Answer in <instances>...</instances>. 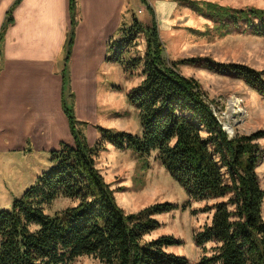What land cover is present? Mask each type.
<instances>
[{"label": "trees", "instance_id": "16d2710c", "mask_svg": "<svg viewBox=\"0 0 264 264\" xmlns=\"http://www.w3.org/2000/svg\"><path fill=\"white\" fill-rule=\"evenodd\" d=\"M183 1L211 19L221 34L242 27L264 35V7ZM140 2L146 4V0ZM76 6V0H70L72 27ZM7 21H12L10 10ZM146 30L144 78L127 92L128 102L137 109L141 131L134 134L96 125L98 137L89 146L83 132L86 121L77 120L73 109L65 106L75 144L63 142L59 149L51 150L48 170L13 199L8 209H0V264H70L82 255L94 256L104 264H189L186 256L166 250L182 244L181 239L172 234L148 237L160 225L154 215L185 210L190 201L227 196L200 210L212 211L211 220L193 234V240L203 252L206 243L213 245L211 253L202 255L196 264H264V189L256 172L264 156V148L257 142L264 138V129L229 136L206 104L199 81L180 74L177 65L188 63L232 75L263 97L264 69L206 56L168 64L162 58L155 21L143 27L135 18L131 26L120 27L119 38L108 42L107 59L121 64L125 71L131 69L135 63H127L121 53L129 49L137 32ZM71 42L72 31L68 49ZM108 144L141 156L155 151V159L187 195L185 202H156L126 212L115 199L117 189L96 166ZM60 197L76 203L46 213L44 205Z\"/></svg>", "mask_w": 264, "mask_h": 264}, {"label": "rangeland", "instance_id": "374dc122", "mask_svg": "<svg viewBox=\"0 0 264 264\" xmlns=\"http://www.w3.org/2000/svg\"><path fill=\"white\" fill-rule=\"evenodd\" d=\"M167 1L173 7L169 23L166 16L167 7L159 8L160 18L166 24L159 32L163 43L164 62L170 64L182 58L206 56L218 62L242 63L258 70L264 69V35H255L242 30V27L221 34L215 29L211 19L198 13L188 3L181 0ZM200 1H211L235 8L264 7V0ZM146 4L153 7L151 0H147ZM146 4L141 3L140 0H131L125 11L123 26H131L132 18H135L143 27H150L153 20L147 12ZM148 33L147 30L137 32L129 42L132 43L129 49L121 53L123 59L127 63L134 62V66L125 71L121 64H118L119 66L116 64L114 70L106 75V81L100 82L97 120L94 119L95 109L92 111L90 107L83 105L84 113L87 114V110L90 112V115H87L92 117L91 124L134 134H139L141 131L137 109L128 102L127 92L144 78L143 57ZM119 37L118 32L115 38ZM136 59L138 61H135ZM177 70L185 77L199 81L205 94L206 104L217 114L222 128L223 125L227 127V131H224L229 136L264 129V97L242 79L188 63L178 64ZM104 91L106 94H103ZM90 95L91 99H94V93ZM95 140L87 141L88 145H93ZM257 142L264 148V138L258 139ZM71 143L75 144L74 138ZM155 154L153 151L147 156H141L132 149L120 150L108 144L106 150L98 155L96 166L105 181L110 183L112 188L117 189L114 193L115 199L126 212H136L145 206L162 201L181 204L187 199L184 190L155 159ZM8 157L11 159L7 158L4 161L3 155H0V209H8L12 200L20 197L26 188L35 183L37 176L48 170L51 165L48 154L43 159L37 158L38 156H28L24 159L15 155ZM256 172L264 189V156ZM226 198L228 196L190 201L189 207L185 210L174 209L154 215L160 225L148 237L172 234L181 239L182 244L168 246L166 250L184 255L188 258L189 264H196L202 255L211 253L210 247L213 245L211 242L206 243L207 251L203 252L193 240V234L211 220L212 211L200 210L205 205ZM75 203L76 201L71 198H56L44 205V211L52 214ZM262 216L264 218V201ZM70 264L104 263L94 256L82 255Z\"/></svg>", "mask_w": 264, "mask_h": 264}, {"label": "crops", "instance_id": "0c3cea01", "mask_svg": "<svg viewBox=\"0 0 264 264\" xmlns=\"http://www.w3.org/2000/svg\"><path fill=\"white\" fill-rule=\"evenodd\" d=\"M15 1L0 0V155L4 161L13 155L43 159L61 143L72 144L67 105L86 121V141L97 138L98 124H91L83 105L95 109L97 120L100 82L118 65L107 59L108 42L125 22L131 0H76L73 27L70 0H20L12 6ZM151 1L147 12L162 43L159 32L166 24L159 8L167 7L169 23L173 7L167 0Z\"/></svg>", "mask_w": 264, "mask_h": 264}, {"label": "built area", "instance_id": "2783aa9c", "mask_svg": "<svg viewBox=\"0 0 264 264\" xmlns=\"http://www.w3.org/2000/svg\"><path fill=\"white\" fill-rule=\"evenodd\" d=\"M214 115L217 117V114L215 112H213ZM218 119V118H217ZM223 130H226L227 131V127L223 125Z\"/></svg>", "mask_w": 264, "mask_h": 264}, {"label": "bare ground", "instance_id": "6f19581e", "mask_svg": "<svg viewBox=\"0 0 264 264\" xmlns=\"http://www.w3.org/2000/svg\"><path fill=\"white\" fill-rule=\"evenodd\" d=\"M228 129H229V127H228Z\"/></svg>", "mask_w": 264, "mask_h": 264}]
</instances>
